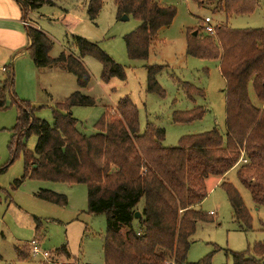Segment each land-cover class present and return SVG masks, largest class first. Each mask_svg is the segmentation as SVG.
<instances>
[{"label": "trees", "instance_id": "obj_1", "mask_svg": "<svg viewBox=\"0 0 264 264\" xmlns=\"http://www.w3.org/2000/svg\"><path fill=\"white\" fill-rule=\"evenodd\" d=\"M25 13L44 6L55 7V0H15ZM118 16H131L140 26L125 37L128 58L145 61L152 42L160 30L172 25L176 10L162 7L154 0H114ZM102 0H89L86 13L95 20ZM253 0H222L220 11L227 16L253 12ZM214 34L189 36L187 54L198 59L219 61L225 88V127L180 139L176 147H165L164 129L148 123L141 131L138 108L129 98L107 109L98 125V133L85 136L77 130L74 107H94L97 101L86 96L91 75L83 63L86 57L96 59L101 67V81H124V69L99 46L72 36L73 48L57 58L49 53L51 39L39 30L25 26L30 40L26 51L36 69H59L76 78L78 91L72 93L53 110V123L35 117L36 108L14 98L20 113L10 144L13 159L23 152L25 178L87 186V213L105 215L107 231L104 251L107 264H188L191 237L198 223H209L210 216L199 207L207 198V180L223 178L224 189L237 221L250 227L249 213L239 192L225 182V177L237 168V176L248 190L254 205L264 208V29H231L227 24L214 28ZM164 67L148 68L149 93L165 98L157 82ZM0 90V111L5 108L4 95L12 96L13 72ZM180 83L187 97H204L203 90ZM252 86L259 106L249 98ZM205 107L179 111L173 115L176 124H191L202 120ZM35 136L32 152L23 141ZM246 162H244V161ZM6 167L0 170L3 173ZM21 181H16L18 187ZM37 197L57 206H66L67 198L41 190ZM141 214L135 219V214ZM36 221H38L36 219ZM264 232V224L262 225ZM37 240V239H36ZM39 241V240H38ZM19 260L31 256L26 245L17 249ZM26 253V254H25ZM55 256V255H54ZM69 261L64 247L56 254ZM55 256V257H56ZM232 264H264V244L252 251L233 253ZM170 261H173L172 263ZM207 264V262H203Z\"/></svg>", "mask_w": 264, "mask_h": 264}, {"label": "rangeland", "instance_id": "obj_2", "mask_svg": "<svg viewBox=\"0 0 264 264\" xmlns=\"http://www.w3.org/2000/svg\"><path fill=\"white\" fill-rule=\"evenodd\" d=\"M88 1L56 0L57 7L44 6L29 15L38 29L51 39V58H57L65 50H74L72 36H77L97 44L125 71L124 81L112 79L109 84H104L100 63L92 57L84 58L91 84L82 93L94 98L97 104L71 109L78 123V132L85 136L95 135L107 109L114 108L120 99L129 98L138 108L141 131L148 123L164 129L165 147H176L183 137L213 129L226 134V83L219 61L187 54L188 34L200 31L199 36L206 35V18L211 19L213 28L227 24L231 29H264V0H253V12L239 16H227L220 11L222 0H154L162 7H173L176 17L171 26L159 31L145 61L129 59L125 43V37L133 33L140 22L131 16L122 21L114 0H102V7L92 21L86 13ZM66 13L69 17L62 20ZM1 56L0 90L12 75L10 71L6 73L8 67L13 72L12 92L15 95L6 91L5 108L0 111V170L6 167L0 173V264H107L104 251L106 217L87 213V186L25 178L23 152L19 151L13 159L10 151L13 129L20 113L14 98L36 108L37 119L52 124L56 104L63 103L79 90L75 76L54 69L38 73L29 53L22 59L27 62L28 70L23 63L9 61V58L3 63ZM153 66L164 67L157 82L165 91V98L147 91L148 68ZM177 81L203 90L205 96L189 99ZM248 93L251 102L259 106L251 85ZM196 107H205L207 111L202 120L191 124L174 123L175 112ZM36 143L35 136L23 141L30 152ZM237 170L229 171L225 182L239 192L249 213L250 227L237 221L221 183L217 177H211L207 183V198L199 209L208 216L211 212L213 215L209 223L197 224L187 254L188 264H203L205 261L207 264H232L233 253L250 252L256 244H264V208L254 205L250 193L238 179ZM16 181H21L18 187ZM41 190L65 196L67 205L57 206L40 200L37 194ZM35 239L39 240L41 250L49 253L47 260L31 253L27 259L19 260L17 249L28 246ZM64 247L70 256L69 261L64 257L59 260L56 256Z\"/></svg>", "mask_w": 264, "mask_h": 264}, {"label": "crops", "instance_id": "obj_3", "mask_svg": "<svg viewBox=\"0 0 264 264\" xmlns=\"http://www.w3.org/2000/svg\"><path fill=\"white\" fill-rule=\"evenodd\" d=\"M54 3H55V7H57L56 0ZM31 12H38V11L37 10L28 11L27 13H25L21 4L17 3L15 0H0V50H1L0 54L2 55L1 57H3V63L7 62L9 58L10 59L9 61L12 60V61H16V63H23L28 70L27 62L26 61L24 62L22 59L28 53L26 49L30 46L31 42L26 35L24 22H26L28 27H32L36 30L41 31L40 29H38L39 27L37 23H35L33 20L29 18V15L32 14ZM66 14L62 17V20H65L66 18L69 17L68 14L67 15ZM41 32L44 33L43 31ZM65 51L68 52L71 51V49ZM54 70H59V69H54ZM36 71H38V73L40 72V70L38 69H36ZM44 92L46 93V95L48 96L50 95L45 90ZM209 179L207 180V183ZM223 179L224 177L217 178L218 182L220 183H222Z\"/></svg>", "mask_w": 264, "mask_h": 264}, {"label": "built area", "instance_id": "obj_4", "mask_svg": "<svg viewBox=\"0 0 264 264\" xmlns=\"http://www.w3.org/2000/svg\"><path fill=\"white\" fill-rule=\"evenodd\" d=\"M211 23V19L210 18H206L205 19V23H204V30L206 33L209 34H214V28L210 25ZM25 26H27L26 22H24ZM244 161V160H243ZM246 162V161H244ZM210 215H213V213L211 212ZM29 248L31 251L32 256H38V257H42L44 260H47V258L49 257V253L41 250L40 248V242L38 240H33L32 242L29 243Z\"/></svg>", "mask_w": 264, "mask_h": 264}, {"label": "water", "instance_id": "obj_5", "mask_svg": "<svg viewBox=\"0 0 264 264\" xmlns=\"http://www.w3.org/2000/svg\"><path fill=\"white\" fill-rule=\"evenodd\" d=\"M129 18H128V16L127 15H124V16H122V18H121V20L122 21H127ZM197 35V32H194V34H193V36H196ZM141 218V214L139 213V212H137L136 214H135V219L137 220V219H140Z\"/></svg>", "mask_w": 264, "mask_h": 264}]
</instances>
